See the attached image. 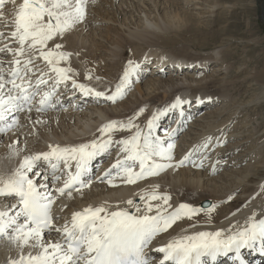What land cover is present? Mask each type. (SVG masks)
<instances>
[{
  "label": "snow or ice",
  "instance_id": "1",
  "mask_svg": "<svg viewBox=\"0 0 264 264\" xmlns=\"http://www.w3.org/2000/svg\"><path fill=\"white\" fill-rule=\"evenodd\" d=\"M97 3L98 0H22L17 6L16 0H0V27L4 29L0 30V137L25 126L21 114L34 128L44 125L41 114L56 109L59 90L61 86L66 88L68 82L74 95L78 90L83 97L97 102L103 99L115 103L136 82L146 78L145 67L133 59L127 60L111 92L75 78L78 73L70 63L73 52L65 50L62 41L89 23V8ZM8 4L16 6L11 20L5 11ZM144 60L147 62L148 58ZM62 62H68L67 66H61ZM87 79H93L92 70ZM196 102L204 100L197 98ZM191 104V100L177 96L147 118L146 130L137 123L147 110L145 106L126 120L113 119L102 124L99 136L85 143L49 144L47 151L34 153L27 152L26 140L23 150L18 138L9 144L10 157H19L22 151L26 154L11 173L0 174V241L6 239L19 250L18 256L9 258L6 264H224L223 258L228 264H248L243 249L264 254V207L259 214L252 211L243 224L235 220L226 228L195 230L190 234L188 229H182V234L153 248L154 240L178 222L187 220L188 228L196 229L201 212L206 223L211 224L212 213L218 207L215 203L207 209L191 203L174 206L171 194L160 192L159 184L138 193L139 202L129 198L124 207L115 210L107 202L89 206L57 224L64 219L53 214L57 200L71 199L73 192L90 188L92 181L85 177L92 162L114 145L119 146L122 158L118 157L103 176L97 177L107 179L113 187L117 186V178L122 184L134 185L186 164L203 168L209 156L228 143L225 136H205L176 160V144L170 138L179 129L156 134L162 117L179 110L183 118L184 106ZM125 130L130 135L114 139L116 133ZM221 163L228 161L218 154L211 168L213 174ZM256 194H264V183ZM232 200L229 195L227 201ZM235 215L236 212L231 213ZM53 233L56 238H52Z\"/></svg>",
  "mask_w": 264,
  "mask_h": 264
},
{
  "label": "bare ground",
  "instance_id": "2",
  "mask_svg": "<svg viewBox=\"0 0 264 264\" xmlns=\"http://www.w3.org/2000/svg\"><path fill=\"white\" fill-rule=\"evenodd\" d=\"M257 1L259 21L264 23V0ZM21 2L22 0H16V5L18 6ZM210 2V0H205V3L202 0H98L95 7L90 6L92 11L88 17L89 23L62 41L65 50L73 52L70 63L78 73L75 78L78 82L88 83L98 90L114 91L127 66L124 57L130 50L134 55L132 59L145 67L146 78L141 81V86L139 84L141 88L139 92L143 98L129 91L122 98H127V100L121 102L123 105V110H121L116 102L122 99L115 103L103 99L97 102L94 98L83 97L78 90L74 95L71 82H68L66 88L61 86L59 90L61 97L56 109L41 114L42 119L46 121L44 125L34 128L29 121L24 119V114H21V122L25 126L18 132H9L6 136L0 137V174L11 173L26 154L22 151L19 157L9 156L8 146L17 138L20 141L18 146L22 150L24 149L23 142L27 141L28 153L47 151L49 144L64 146L85 143L99 136L98 129L102 124L113 119L126 120L140 107L145 106L147 110L137 120V123L146 130L147 118L158 108L174 102L179 96L192 101L191 105L184 106L185 117H180L179 110L170 112L162 117L168 119V122L160 119V128L156 133L164 135L166 131L179 129L175 137L170 138L176 144L174 149L176 160L182 158L193 145L208 135L217 137L223 135L228 143L213 152L205 161L203 168L186 164L178 169H168L159 176L138 181L134 185L122 184L117 178L116 187L109 185L107 179H97L103 176V173L115 163L118 157L122 158L123 154L120 153L119 146L114 145L107 153L98 156L102 160L103 168L96 172L93 171L95 177H87V180L92 181L90 188L83 189L81 193L73 192L71 199L62 197L57 200L53 207V214L64 218L58 220L57 224H63L65 220H70L73 212L81 211L89 206H100L107 202L109 207L115 210L117 207H124V201L129 198H134L139 202L137 194L144 189H149L153 184L160 185V192L171 194V203L174 206H178L179 203H191L196 207H201L202 200L208 197L213 198V203L218 205L216 211L212 213L211 224L206 223L205 215L201 212L197 218L199 224L196 229H189L187 220L178 222L167 233L160 234L154 240L153 247L160 246L172 237L182 234V229H188L190 234L195 230L226 228L235 220L243 224L252 211H257L259 214L261 208L264 207V194L257 195L256 193L259 191V185L264 183V157H261L256 149L255 152L251 149L248 145L250 139L238 130V119L235 114L237 112H231V109L227 108L229 103H226L224 93L208 90L211 81L214 80V75L209 77L202 75V70L214 62H222L220 71L226 66L223 63L224 57L221 50H215L213 53L197 58H187L158 48L160 41L165 42V36L177 29L180 22H184L178 11H184V17L190 22L193 16L201 20L202 17H207V12H214L216 5H211ZM190 6L198 9L194 15L189 12ZM15 7L11 4L6 5L5 11L9 20L14 15ZM117 13L123 17L119 24L125 27L126 31L122 32L119 28L110 27L109 31L102 30L98 33L102 38L109 39L108 43H111L109 46L108 43L103 44V41L95 38L94 30L92 34L90 33V37L89 34L88 37L84 36L85 31L93 29L94 25H101L107 20L114 21V18H118ZM142 13H145V16ZM0 30L4 29L0 27ZM151 35L153 38L150 37ZM162 47H165V44ZM145 57L148 58L147 62L144 60ZM67 64L68 62H62L61 66H67ZM223 69L227 70L228 67ZM89 70L93 71V79L90 81L87 79ZM185 70L196 71V73L185 80L175 77ZM197 71H200L199 75ZM167 74L169 77H166ZM96 76L102 79L97 81ZM160 89L166 93L163 99H158L157 94ZM197 98L204 100V103H197ZM220 103H222L221 106ZM210 104L212 111L201 113L202 107ZM32 115L35 119V112ZM181 120L183 122L178 123ZM127 135H130L127 130L118 132L114 139ZM218 154L220 159H226L228 163H221L218 171L213 174L211 168ZM229 195L233 196L232 201H227ZM221 201L225 203L221 204ZM232 212H236L234 217L231 216ZM226 216L229 219L226 220ZM46 238H48L47 234ZM52 238H56L55 233L52 234ZM18 254L19 250L9 244L6 239L0 241V264H6L9 258H15ZM246 254L252 261L259 260V264H264V254L251 249H247ZM223 261L224 264H228L226 258H223Z\"/></svg>",
  "mask_w": 264,
  "mask_h": 264
},
{
  "label": "rangeland",
  "instance_id": "3",
  "mask_svg": "<svg viewBox=\"0 0 264 264\" xmlns=\"http://www.w3.org/2000/svg\"><path fill=\"white\" fill-rule=\"evenodd\" d=\"M210 1L211 5H216L214 12H207V17H202L201 20L193 16L190 22L184 17V11H178L185 23L180 22L179 27H176L177 29L165 36V42L160 41L158 48L187 58H197L207 53H213L215 50H221L224 57L223 63L226 65L223 68L228 67V69L222 68L220 71L222 62H214L202 70V75L205 77L214 75V80L211 81L208 90L224 93L226 103H229L227 108H230L231 112H237L235 114L238 119V130L250 139L248 145L251 146V149H254V152L256 149L257 153L264 157V23L259 21L258 1ZM202 2L205 3V0H202ZM189 8V12H192L193 15L198 10L193 9L192 6ZM89 11H92L91 7ZM142 15L145 16V13H142ZM117 17L114 18V21L107 20L101 25H94L93 29L90 28L85 31L84 36L88 37L89 34L90 37V33L94 30L95 38L103 41V44H107L109 39L99 36L100 31L107 32L110 27L119 28L122 32L126 31L125 27L119 24L123 17L120 13H117ZM99 26L103 28H97ZM111 33L114 32L111 31ZM150 37L153 38L152 35ZM87 44L89 45L88 41ZM110 44L109 42L108 46ZM164 44L165 47H162ZM133 56L129 50L124 57L125 63ZM199 72L197 71V75H199ZM179 73L175 77H178L179 80H185L191 78V75L196 71L189 72L185 70L182 74ZM166 77H169V74ZM139 84L141 86V82H136L130 93L135 92L142 99ZM165 94V91L160 89L157 94L158 99H163ZM125 100L127 98L116 102L121 110H123L121 102L123 103ZM211 106V104L203 106L201 113L212 111ZM161 121L168 122V119L162 118ZM204 200H210L212 204L214 202L213 198L209 197Z\"/></svg>",
  "mask_w": 264,
  "mask_h": 264
},
{
  "label": "water",
  "instance_id": "4",
  "mask_svg": "<svg viewBox=\"0 0 264 264\" xmlns=\"http://www.w3.org/2000/svg\"><path fill=\"white\" fill-rule=\"evenodd\" d=\"M210 205H211V202H210L209 200H206V201H204V202L201 204V207H202V208H208Z\"/></svg>",
  "mask_w": 264,
  "mask_h": 264
}]
</instances>
